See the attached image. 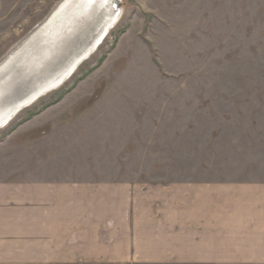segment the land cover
<instances>
[{
  "label": "rangeland",
  "instance_id": "rangeland-1",
  "mask_svg": "<svg viewBox=\"0 0 264 264\" xmlns=\"http://www.w3.org/2000/svg\"><path fill=\"white\" fill-rule=\"evenodd\" d=\"M61 1L0 0V61ZM122 2L117 27L67 76L85 39L24 84L39 101L0 131V182L77 189L107 222L116 207L127 218L130 188L136 207L158 187L264 183V0Z\"/></svg>",
  "mask_w": 264,
  "mask_h": 264
},
{
  "label": "crops",
  "instance_id": "crops-1",
  "mask_svg": "<svg viewBox=\"0 0 264 264\" xmlns=\"http://www.w3.org/2000/svg\"><path fill=\"white\" fill-rule=\"evenodd\" d=\"M49 185L0 182V264H264V183L158 187L136 207L130 188L127 218L116 207L109 222L102 201L88 208L77 189Z\"/></svg>",
  "mask_w": 264,
  "mask_h": 264
},
{
  "label": "bare ground",
  "instance_id": "bare-ground-1",
  "mask_svg": "<svg viewBox=\"0 0 264 264\" xmlns=\"http://www.w3.org/2000/svg\"><path fill=\"white\" fill-rule=\"evenodd\" d=\"M122 1L123 0H62L28 37L0 61V131L22 113L20 111L16 116L12 115L17 112L16 110H18L22 104L26 106L32 104L31 106H33L39 101L35 98L33 99V97L29 95L30 89L25 90V88H23L24 84L29 82V84H27V86H29L33 83V79L41 81V77H44L41 75L42 72L46 68L52 67L54 60L55 63L58 62L57 60L61 55L60 53L68 47L70 43L79 40L77 45H73L77 49L81 44V47L78 48V55L74 60L77 61H73L74 63L69 66V69L64 74L66 75L70 68L78 65L83 57L93 48L105 30L109 29L115 22V26L109 30L108 36L111 31L117 27L122 19V14H124V9L120 5V3H123ZM82 40L85 42L80 43ZM100 46L97 49L95 48L96 51L94 49L91 54L94 55ZM93 55H91V57ZM48 63L52 64L48 65ZM77 71L73 73L70 79ZM38 77L40 78L37 79ZM57 83L58 82L54 83L52 81L50 88L55 87ZM36 84L35 82L34 85ZM35 87L37 86H32L31 90H34ZM21 88L28 93H25L18 101L15 97H12V99L9 98L13 96L14 93H10L8 97L3 98L6 91H18ZM16 93L17 92H15V95ZM8 99H10V101H8ZM5 102L9 103L10 106L4 107L3 105Z\"/></svg>",
  "mask_w": 264,
  "mask_h": 264
},
{
  "label": "water",
  "instance_id": "water-1",
  "mask_svg": "<svg viewBox=\"0 0 264 264\" xmlns=\"http://www.w3.org/2000/svg\"><path fill=\"white\" fill-rule=\"evenodd\" d=\"M108 6H109V5H108ZM108 6H107V7H108ZM41 87H42V86H41Z\"/></svg>",
  "mask_w": 264,
  "mask_h": 264
}]
</instances>
